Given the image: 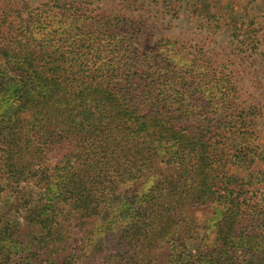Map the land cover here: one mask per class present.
Here are the masks:
<instances>
[{"label":"trees","instance_id":"16d2710c","mask_svg":"<svg viewBox=\"0 0 264 264\" xmlns=\"http://www.w3.org/2000/svg\"><path fill=\"white\" fill-rule=\"evenodd\" d=\"M82 1L52 0L13 34L0 32V182L14 189L43 178V205H25L28 230L0 212V264H73L70 220L93 251L127 264L157 260L165 245L181 251L166 264H264V199L261 214L247 215L242 181L229 170L262 156L235 88L175 47L144 53ZM41 168L49 172L38 176ZM251 171L248 184L264 182V171ZM149 176L137 206L121 197L122 184ZM185 203L213 207L217 222L206 230L216 229V249L187 250L177 217Z\"/></svg>","mask_w":264,"mask_h":264},{"label":"rangeland","instance_id":"374dc122","mask_svg":"<svg viewBox=\"0 0 264 264\" xmlns=\"http://www.w3.org/2000/svg\"><path fill=\"white\" fill-rule=\"evenodd\" d=\"M51 1L0 0V32L13 34L20 20L28 21L31 12L45 4L53 6ZM69 2L61 0L59 5ZM81 8H87V15L98 17L111 30L118 27L122 32H130L144 53L157 52L158 47H175L180 57L206 67L210 75L229 80L235 88L234 103L239 110H245L244 122H253V145L262 153L253 165H231L229 170L242 181V197L252 207L247 215L253 208L255 216L261 214L258 203L264 199V182L248 184L247 171L252 170L255 175L264 171V0H83ZM55 162V153H49L46 164L50 169ZM42 172L49 170L41 168L38 176ZM152 179L149 176L133 184H122L119 193L125 200L137 202L134 203L137 206L151 187ZM42 181V177H30L13 189L4 187L1 180L0 186L4 188L0 192V212L4 221L22 231L28 230L24 217L29 208L25 209V205L42 204ZM181 206L177 217L187 234L183 238L187 250L203 254L216 249L219 246L216 229L206 230L211 218L214 219L211 225L217 222L213 207L189 203ZM72 221L66 224L70 237L66 255L73 264H127L125 258L113 259L110 251H93L85 228ZM165 246L157 260L149 259L148 252L143 254L151 260L148 264H166L169 254L181 252L179 248ZM39 250L46 253V249Z\"/></svg>","mask_w":264,"mask_h":264}]
</instances>
